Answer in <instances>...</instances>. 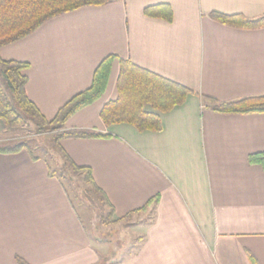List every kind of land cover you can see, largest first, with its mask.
<instances>
[{
  "label": "crops",
  "instance_id": "obj_1",
  "mask_svg": "<svg viewBox=\"0 0 264 264\" xmlns=\"http://www.w3.org/2000/svg\"><path fill=\"white\" fill-rule=\"evenodd\" d=\"M159 5L169 6L170 21L145 14ZM212 13L257 18L264 0H108L53 17L0 48L1 59L29 64L26 94L47 120L90 86L104 58L115 57L103 96L65 125L108 136L60 143L90 169L115 218L158 199L136 249L109 264H250L248 255L264 264V171L248 162L264 152V114H218L202 99L264 95V28L223 25ZM120 60L189 90L183 104L158 113L161 131L101 121L102 107L117 96ZM5 135L0 121V146ZM103 258L45 160L0 153V264Z\"/></svg>",
  "mask_w": 264,
  "mask_h": 264
},
{
  "label": "trees",
  "instance_id": "obj_2",
  "mask_svg": "<svg viewBox=\"0 0 264 264\" xmlns=\"http://www.w3.org/2000/svg\"><path fill=\"white\" fill-rule=\"evenodd\" d=\"M107 1L0 0V48L29 36L44 22L53 17L86 6H101ZM145 14L160 17L167 21L172 18L171 10L167 5L148 7L145 9ZM210 16L215 21L234 28L246 30L264 28V14L257 18H247L240 14L222 15L217 13H212ZM114 59V56L104 58L93 72L90 86L74 95L57 111L52 119L47 120L26 94V71L29 64L18 61H5L0 58V121L3 123L5 133L32 127L37 134H51L57 147V153L63 160L61 169L64 171L67 168L73 174L83 177L86 184L99 196L100 201L107 209V214L101 219L102 222L105 218H113V221L118 224L126 217L145 212L151 204L156 205L157 197L150 199L142 208L130 212L124 218H115L112 205L93 182L90 169L76 165L60 145L64 139L108 136L99 134L96 131H67L65 125L74 114L103 96ZM116 91V98L102 107L99 114L101 121L105 126L128 124L140 132L161 131L162 125L158 113H168L174 107L183 104L190 93L188 89L179 84L140 69L129 61L122 60H120ZM202 99L205 107L218 114H264V95L242 98L232 102H218L208 97ZM145 106H149L152 111H146ZM22 150L26 151L33 161L43 159L37 156L34 152L35 149L26 142L0 146V153L2 154H14ZM44 160L48 167L49 177H56L50 163L46 159ZM248 162L260 166L264 171V152L250 155ZM248 259L250 264H257L253 256L248 255ZM106 263L103 260L100 264ZM17 264L27 263L17 259Z\"/></svg>",
  "mask_w": 264,
  "mask_h": 264
},
{
  "label": "rangeland",
  "instance_id": "obj_3",
  "mask_svg": "<svg viewBox=\"0 0 264 264\" xmlns=\"http://www.w3.org/2000/svg\"><path fill=\"white\" fill-rule=\"evenodd\" d=\"M3 146L26 142L35 149L37 156L46 159L60 181L81 219L89 239L104 256L106 264L124 259L133 252L143 235L144 226L151 215L147 212L134 215L126 221L116 224L113 218L102 217L107 214L105 205L99 196L86 184L83 177L73 174L69 169H61L63 160L58 155L57 147L51 134H37L34 128H21L5 135ZM70 179V180H68Z\"/></svg>",
  "mask_w": 264,
  "mask_h": 264
}]
</instances>
